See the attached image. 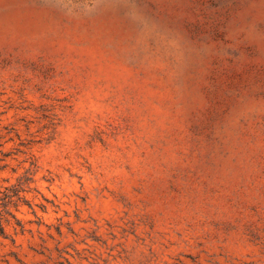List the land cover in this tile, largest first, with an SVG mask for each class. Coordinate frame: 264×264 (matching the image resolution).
I'll use <instances>...</instances> for the list:
<instances>
[{
    "label": "rangeland",
    "instance_id": "1",
    "mask_svg": "<svg viewBox=\"0 0 264 264\" xmlns=\"http://www.w3.org/2000/svg\"><path fill=\"white\" fill-rule=\"evenodd\" d=\"M4 191L0 264H264V0H0Z\"/></svg>",
    "mask_w": 264,
    "mask_h": 264
},
{
    "label": "trees",
    "instance_id": "2",
    "mask_svg": "<svg viewBox=\"0 0 264 264\" xmlns=\"http://www.w3.org/2000/svg\"><path fill=\"white\" fill-rule=\"evenodd\" d=\"M13 195L14 194L4 191L2 196H0V234L1 235L5 234L3 223L8 221L7 216L9 215L11 217H14L12 212L9 210V205L13 203L11 199Z\"/></svg>",
    "mask_w": 264,
    "mask_h": 264
}]
</instances>
